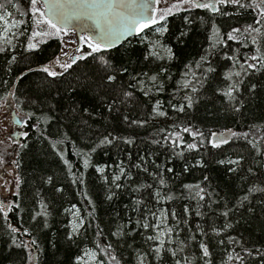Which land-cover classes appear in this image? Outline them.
<instances>
[{"label": "trees", "instance_id": "obj_1", "mask_svg": "<svg viewBox=\"0 0 264 264\" xmlns=\"http://www.w3.org/2000/svg\"><path fill=\"white\" fill-rule=\"evenodd\" d=\"M0 4L26 29L14 47L0 45V103L12 94L26 117L8 159L19 187L0 201V264H78L87 249L104 264H264V68L249 59L264 54L261 9L173 11L166 31L100 52L83 45V58L52 77L42 69L61 40L29 49V0ZM233 29L241 31L228 40ZM152 43L170 56H156ZM225 132L228 143L212 147L211 134ZM159 217L171 231L157 253L149 238Z\"/></svg>", "mask_w": 264, "mask_h": 264}, {"label": "snow or ice", "instance_id": "obj_2", "mask_svg": "<svg viewBox=\"0 0 264 264\" xmlns=\"http://www.w3.org/2000/svg\"><path fill=\"white\" fill-rule=\"evenodd\" d=\"M9 3H11V0H8ZM40 0H29L30 3V10L33 16H35L37 13L39 14V19H36L35 23L37 25L40 24H47L50 29L54 30L51 35H57L59 36L61 33L67 34V29L61 28L58 26L57 23H55L51 18H49L48 15H46L45 11H41L40 7H38ZM161 0H155V3H160ZM234 4L238 5L239 7H255L261 9L260 16L264 17V0H260L259 3H255V0H253V3L251 4H244L241 3V0H179V3L173 4L169 8H165L162 12H160L159 16L156 15V9L154 8L153 3L151 0H141V2H137V0H44V8L47 10L48 13H50L52 16H56L58 19L61 20H69V19H94L95 20V26L100 30L101 33V39H107L108 43H100V42H94L92 40V37L88 36H80L79 39L81 41L87 42L88 47L92 49L93 52H100L102 49H108L113 46V43L115 40L119 39L121 35H124L125 33H131L133 29L136 30L137 33L142 32L145 28H148L150 25H156L159 24L161 21H166V18L168 15L173 14V9L176 11L181 10L182 6H187L188 9L192 8H200V9H206L210 10L212 12H219L220 8L218 5L223 4ZM4 5L0 4V8H3ZM147 19H144L146 14H149ZM23 14V13H22ZM8 15V13H5L4 15H0V21L4 23V31L7 32L9 30V27H15L17 23H23V21H12L11 25L8 24V21L5 19V16ZM257 24L260 23V20L256 21ZM82 31L86 30L84 26H82ZM167 29L162 25L160 28L157 29V31H166ZM240 29H233L231 32L227 34L228 40H236L237 36L234 35V33H240ZM245 32H259L260 29L255 28L251 25H249L247 28L244 29ZM42 35H49V33H43V32H37L33 31L32 36L29 38L28 48L34 49L36 47V44L32 43V39L36 36H42ZM216 43H222V39L219 36L218 30L216 31ZM10 42V41H9ZM257 43L256 39H252V44L255 45ZM5 49L0 47V52L4 51ZM77 51L79 52L80 49L78 48ZM259 52V49H257ZM65 56H67V52L63 53ZM83 57H76L73 56L71 58L70 63H61L59 57L56 58L55 63L58 64L61 68L67 70L73 66V64L76 63L77 59H81ZM15 59V57H13ZM203 59V57H202ZM249 59L252 61L259 62L260 67L264 68V54L261 55H252ZM107 63V62H105ZM247 63V60L245 61ZM244 65H241L243 67ZM248 69H256L257 63H247ZM209 71H212L213 69H208ZM45 73H47L49 76L55 77L56 75H59L60 73H57L55 71L50 70L49 67H44L42 69ZM235 75L239 76L240 73L237 72ZM115 76L109 75L107 77L108 81H114ZM153 81L156 80V77L153 76L151 78ZM255 85H253V88ZM195 91V89H193ZM229 97L232 96L231 90H229L227 93H225ZM131 93H125V96H129ZM189 99L188 106L191 107V100ZM183 111V107L180 109ZM159 115L163 116L165 115L164 112H159ZM125 120H127V117H125ZM132 123H142L138 121H132ZM185 132H189L190 129L185 128ZM24 135H27V133H24ZM176 135V134H173ZM193 135H200L203 136V133H193ZM212 137H216V133L211 134ZM232 135H236L235 133H232ZM101 143H111V141L105 137L104 140L101 141ZM212 144V147L218 148L221 146V144L228 143V139L222 137L221 139H212L210 141ZM188 148L194 149L196 148L195 144H189ZM67 163V161H65ZM85 165L88 164V160L84 161ZM223 163V161H221ZM230 163H238V161H230ZM103 171V169H101ZM170 171V170H169ZM116 179H119V177H116ZM51 180V177L49 178ZM163 183V181H161ZM17 187H19V184H17ZM187 187V186H186ZM198 187V186H197ZM264 191V189H261ZM200 199H203V196L200 197ZM244 199H247L245 197ZM224 215H227V213H224ZM144 227H148L147 224L144 225ZM13 232H16L17 229H12ZM75 231V228H74ZM171 231V229H169ZM149 239H159V237H150ZM32 243H35V241H32ZM163 244V241H161V245ZM27 247V245H24ZM110 247V245H109ZM201 249L203 250V255L205 257L209 256V251L206 245L201 244ZM155 252L159 253L160 248L154 249ZM175 255V253H173ZM231 259V257H229ZM239 258V257H238ZM115 259V257H113ZM179 264V262H177Z\"/></svg>", "mask_w": 264, "mask_h": 264}, {"label": "rangeland", "instance_id": "obj_3", "mask_svg": "<svg viewBox=\"0 0 264 264\" xmlns=\"http://www.w3.org/2000/svg\"><path fill=\"white\" fill-rule=\"evenodd\" d=\"M179 3V0H161L160 3H155V0L153 2L154 8L156 9V15L159 16L160 12H162L165 8L171 7L173 4ZM38 7H40L41 11H44V5L42 1L40 0ZM187 6H182L181 10L186 9ZM173 11H176L173 9ZM180 11V10H179ZM5 13H8V15L5 16V19L8 21V24L11 25L12 21H22L21 17L17 18L13 15L14 11L12 8H7L4 11L0 8V15H4ZM34 19H39V14L37 13L34 16ZM165 24V21H161L159 24L156 25H150L148 28H145L142 32H146V30H152L156 32H163V31H157L158 28H160L162 25ZM23 23H17L15 27H9V30L7 32L4 31V23L0 21V45H7L10 47H14L18 40L21 39V37L25 34V30L22 28ZM60 27V26H59ZM22 28V30H21ZM63 28V27H61ZM67 29V34L61 33L59 36L57 35H51L54 30L50 29L47 24H40L37 25L36 23L33 24L32 32H43V33H49V35H42V36H36L32 39V43H36V41H40L42 39L48 38V36H56L61 40V50L58 53V55L48 63L47 67L50 68V70L58 72L61 71L63 68H61L58 64L55 63L56 58L59 57L61 63H70L71 58L73 56L79 57L81 55L85 54V50L82 49L83 45L88 46L87 42L81 41L79 39L80 36H88L90 37L86 32H78L76 28H65ZM140 33V32H139ZM142 33V38H147L146 33ZM32 36V35H31ZM154 40V39H152ZM10 41V42H9ZM95 42V41H94ZM151 42V41H149ZM80 49L78 52L77 49ZM151 50L156 56L161 57H169L170 52L167 50L164 46H158V44L152 43ZM91 50V49H89ZM158 50V51H157ZM67 52V56H65L63 53ZM13 112H15L17 118L20 120L21 125H17L13 120ZM25 115L21 113L17 107L15 106L12 94H9L5 96L0 103V201L4 204H8L7 198L11 197V194H13L15 191H17V184H19V177L18 173L13 165L8 159L10 154L15 151L17 148V145L19 143V140L22 136V131L20 128H22V125L25 121ZM229 136V132L221 133L216 136L217 139H221L222 137ZM76 210H74L71 214V228L74 231H78L80 226L82 225L81 219L78 216ZM158 223L155 225V232L156 237H159V239H156L158 243V247H161V241H165L167 239V236L169 234V228L168 226L163 223L162 218L159 217L157 219ZM78 264H104L102 260L99 259L97 255V251L95 249H87L85 250L81 256L78 258Z\"/></svg>", "mask_w": 264, "mask_h": 264}, {"label": "water", "instance_id": "obj_4", "mask_svg": "<svg viewBox=\"0 0 264 264\" xmlns=\"http://www.w3.org/2000/svg\"><path fill=\"white\" fill-rule=\"evenodd\" d=\"M42 3L44 4V0H41ZM137 2H141V0H137ZM151 2L153 3L154 0H151ZM46 15L49 16V18H51L55 23L58 24V26L63 27V28H76L79 32H81L82 30V26H84L86 28V30H83L84 32H86L90 37H92V39L95 42H100V43H108L107 39H101V33L100 30L95 26V20L94 19H86V18H81V19H69L67 21L65 20H61L58 19L56 16H52L50 13L47 12L46 9H44ZM149 14H146L144 19H147ZM137 32L135 29H133V31L131 33H125L124 35H121L119 39L115 40L113 43V46L111 48H115L117 46H119L122 42H124L125 40H127L128 38L136 35ZM13 114V120L17 125H21L20 120L17 118L15 112L12 113Z\"/></svg>", "mask_w": 264, "mask_h": 264}, {"label": "bare ground", "instance_id": "obj_5", "mask_svg": "<svg viewBox=\"0 0 264 264\" xmlns=\"http://www.w3.org/2000/svg\"><path fill=\"white\" fill-rule=\"evenodd\" d=\"M125 41H126V40H125ZM122 43H123V42H122ZM122 43H121V44H122ZM121 44H120V45H121Z\"/></svg>", "mask_w": 264, "mask_h": 264}, {"label": "flooded vegetation", "instance_id": "obj_6", "mask_svg": "<svg viewBox=\"0 0 264 264\" xmlns=\"http://www.w3.org/2000/svg\"><path fill=\"white\" fill-rule=\"evenodd\" d=\"M79 32V31H78ZM82 32V31H81ZM80 33V32H79Z\"/></svg>", "mask_w": 264, "mask_h": 264}]
</instances>
